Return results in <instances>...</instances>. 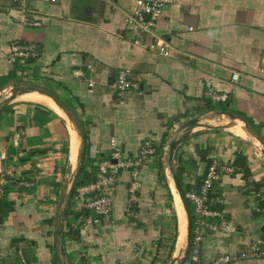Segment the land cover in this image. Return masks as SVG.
Instances as JSON below:
<instances>
[{
    "label": "crops",
    "instance_id": "obj_1",
    "mask_svg": "<svg viewBox=\"0 0 264 264\" xmlns=\"http://www.w3.org/2000/svg\"><path fill=\"white\" fill-rule=\"evenodd\" d=\"M135 6L0 0V202H12L0 221V264H22L18 251L26 264H191L173 174L185 196L213 154L234 168L207 202L230 228L204 234L202 263L264 239V0H174L147 32L127 23ZM26 15L41 25L24 24ZM156 38L169 43L167 55L149 48ZM14 43L31 44L35 55L11 60ZM121 69L132 86L119 95ZM111 138L127 155L146 139L157 148L136 177L134 169L120 173L104 216L69 189L81 151V178H94Z\"/></svg>",
    "mask_w": 264,
    "mask_h": 264
},
{
    "label": "built area",
    "instance_id": "obj_2",
    "mask_svg": "<svg viewBox=\"0 0 264 264\" xmlns=\"http://www.w3.org/2000/svg\"><path fill=\"white\" fill-rule=\"evenodd\" d=\"M42 1L56 2L57 0ZM15 2L19 7H23L25 4V0H15ZM173 2L174 0H136L135 9L133 13L128 16L127 23L134 25L140 32H147L155 25L156 19L160 17L164 13V10ZM23 22L24 24L34 27L41 25L40 21L34 19L30 15L24 16ZM149 48L167 55L169 43L164 39L156 38L149 44ZM34 55V47L29 43H14L10 47L11 60L16 59L21 64H24ZM236 77L237 75L234 73L232 78L236 79ZM89 86H92L91 82ZM113 86L116 88L119 95L132 86V82L126 70L121 69L117 71ZM209 94L213 100H225L227 98V95L224 93L219 94L210 91ZM110 147V154L107 157L101 158L98 162L97 173L94 180L77 186L74 190L75 196L83 201L86 208L92 209L95 213L104 216H108L112 212L114 188L120 173L124 170L134 169L133 175L136 177L138 174L137 167L145 158L153 155L157 148L152 140L146 139L142 141L139 150L135 154L127 155L115 138L110 139ZM3 157L4 155L1 154L0 160ZM233 169L234 168L230 165H222L219 157L213 154L199 187L189 190L185 194V197L191 203L193 209L191 227L192 241L189 254L191 264H203L201 261L200 249L206 232H226L230 228L229 223L224 219L223 215L211 209L207 202L216 180H218L222 173H231ZM4 172V166L0 161V197L4 194ZM136 187V182L132 181L130 190L133 191ZM249 255L264 259V239L254 240L250 245L249 251L240 250L237 255L222 254L209 264L228 263ZM18 256L22 264H26L21 251H18Z\"/></svg>",
    "mask_w": 264,
    "mask_h": 264
},
{
    "label": "water",
    "instance_id": "obj_3",
    "mask_svg": "<svg viewBox=\"0 0 264 264\" xmlns=\"http://www.w3.org/2000/svg\"><path fill=\"white\" fill-rule=\"evenodd\" d=\"M195 119H192L191 121H188L184 126H187L190 122L194 121ZM176 140H172L169 144V151H170V156H172L173 150L176 146ZM83 159H84V150L81 151L80 153V165L78 167V169L76 170L70 189H69V196L71 197L74 193V190L76 188L77 185V181L78 178L80 176V171H81V167L83 165ZM173 180L176 186V189L178 191V194L180 196L181 202L185 208L186 211V215H187V243H189L190 241V237H191V215H190V211L188 209V205H187V201L185 199L183 190L180 186V182L178 179V176L176 174H173ZM10 205H12L11 201H2L0 202V221L2 220L3 216H6L8 214V211L12 208ZM12 210V209H11ZM30 245H32V241L30 242ZM27 250H29V245L26 247ZM172 264V263H169Z\"/></svg>",
    "mask_w": 264,
    "mask_h": 264
},
{
    "label": "trees",
    "instance_id": "obj_4",
    "mask_svg": "<svg viewBox=\"0 0 264 264\" xmlns=\"http://www.w3.org/2000/svg\"><path fill=\"white\" fill-rule=\"evenodd\" d=\"M176 172L179 174V170L176 171ZM81 177H82V175L79 176L76 187H77V186H80V185H83V184H86V183H89L90 181L94 180V178H95V177H94V178L91 177V178L85 180V179H83V178H81ZM178 177H179V175H178ZM187 203H188V202H187ZM188 208H189V210H190V214H192V208L190 207L189 203H188ZM191 236H192V234H191ZM188 248H189V247H188Z\"/></svg>",
    "mask_w": 264,
    "mask_h": 264
},
{
    "label": "bare ground",
    "instance_id": "obj_5",
    "mask_svg": "<svg viewBox=\"0 0 264 264\" xmlns=\"http://www.w3.org/2000/svg\"><path fill=\"white\" fill-rule=\"evenodd\" d=\"M182 232H180V237H179V241H178V248L177 249H179V247H180V241H181V237H182ZM178 251V250H177Z\"/></svg>",
    "mask_w": 264,
    "mask_h": 264
},
{
    "label": "rangeland",
    "instance_id": "obj_6",
    "mask_svg": "<svg viewBox=\"0 0 264 264\" xmlns=\"http://www.w3.org/2000/svg\"><path fill=\"white\" fill-rule=\"evenodd\" d=\"M183 225H184V223H182V225H181V228H182V229H184V226H183ZM181 231H182V230H181ZM182 237H183V236H182Z\"/></svg>",
    "mask_w": 264,
    "mask_h": 264
}]
</instances>
